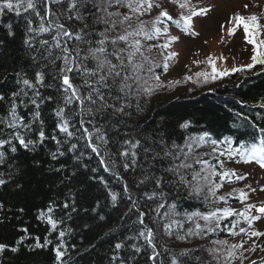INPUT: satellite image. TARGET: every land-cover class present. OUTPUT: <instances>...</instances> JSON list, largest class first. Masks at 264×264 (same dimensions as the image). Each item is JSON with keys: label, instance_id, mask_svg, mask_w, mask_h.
<instances>
[{"label": "trees", "instance_id": "trees-1", "mask_svg": "<svg viewBox=\"0 0 264 264\" xmlns=\"http://www.w3.org/2000/svg\"><path fill=\"white\" fill-rule=\"evenodd\" d=\"M50 7L52 14L48 15L38 0L37 10L44 17L43 21L33 10L19 14L6 10L0 14V96L3 97L0 99V140L9 141L0 146V151L5 153L0 160V179L5 180L0 185V244L6 245L0 251V264H171L173 255L183 264H211L207 262L208 252H204L202 246L182 245L177 241L186 236L185 231L195 227V219L189 220L186 214L196 211L206 214L226 207L224 201L210 193L194 191L192 177L202 166L199 161H206L212 167H217L219 161L194 149L189 152V141L204 131L219 138L225 132L239 136L237 130L231 129L234 125H242L234 113H244L243 107L236 99L222 96L232 94L244 104H264V65H256L243 73H229L228 79L212 90L192 92L183 89L175 97L138 91L134 84L133 94L121 101L130 105L123 113H116L112 108L88 113L86 109L82 111L76 101L66 103L67 93L58 71L62 61L56 59L60 49L54 47L53 41L57 30L53 27L49 32L37 35L29 29L39 28L42 22L46 26L50 21L65 24L73 36L61 37L62 44L65 41L69 47L79 44L83 55L88 45L76 41L74 35L79 33L95 47V42L101 38L99 33L107 26L95 23L92 14H104L96 12L91 0L87 10L81 9L83 20L68 19L72 13L66 10V2L53 3ZM117 33L120 31H110L108 35ZM30 38L31 43L26 44ZM40 40H47L49 44L42 46ZM137 58L140 62L143 57L138 55ZM84 63L93 66L91 61ZM144 65L140 75L147 81L148 66ZM162 70L159 67L156 73ZM36 72L44 73L42 84L35 81ZM70 76L74 83H81L77 71ZM23 79L30 80L35 87L24 85ZM144 86L141 88L146 89V84ZM13 93H16L15 97ZM117 95L123 94L113 89L112 97ZM13 103L17 105L18 115L23 117L16 128L8 126ZM108 103L119 106L120 102L108 98ZM60 108L64 109V118L69 121V131L74 133L71 137L59 130L61 118L56 112ZM246 111L247 115L253 114L251 110ZM257 112L261 113V110ZM185 122L188 127H181ZM84 128L93 133L91 142ZM96 128L106 135L107 144L97 139ZM41 131L43 138L39 136ZM17 132L34 143L27 148L20 145L14 135ZM247 136L252 137V133ZM124 140L141 142L136 149L135 163L130 156L119 155ZM73 144L76 145L74 149ZM91 145H96L98 151L94 152ZM165 150L171 155L165 157ZM185 152L190 154L189 161ZM184 162L191 167L180 168L179 174L166 171ZM125 163L128 168L124 167ZM179 175H183L186 182H181ZM210 178L208 188L215 182L212 176ZM157 179L162 181L159 186ZM153 191L158 193L153 199L145 196ZM161 192L163 196L159 195ZM112 193L117 194L116 201L112 200ZM222 193L217 191V196L229 192ZM236 199L230 196L226 201L230 204ZM158 204L165 207L156 211ZM173 204L175 209H171ZM140 213H144L143 224L139 222ZM178 213L183 217L176 219ZM49 216L56 221L55 227L49 222ZM163 218L171 226L166 227L167 233L173 236L169 240L162 233ZM234 219L227 218L219 229L202 232L200 238L231 239L228 228ZM202 222L205 223L201 219V225ZM146 229L152 231L151 243L139 236ZM37 241L41 247L36 246ZM117 243L123 246L116 249ZM13 248L17 250L12 251ZM57 249L64 253L59 261ZM184 250H187V256H180ZM233 261L232 264H240L239 260Z\"/></svg>", "mask_w": 264, "mask_h": 264}, {"label": "snow or ice", "instance_id": "snow-or-ice-1", "mask_svg": "<svg viewBox=\"0 0 264 264\" xmlns=\"http://www.w3.org/2000/svg\"><path fill=\"white\" fill-rule=\"evenodd\" d=\"M40 3L44 6L45 13L51 15V7L50 5L62 4L64 2L67 3V11L71 12L72 15L68 17L69 20H83L84 16L81 9L87 10L89 0H39ZM179 2V0H176ZM38 0H0V14L7 11H14L19 14L21 11L27 12L28 10H33L37 16L41 17V21H43L44 17L41 16L40 11L37 10ZM92 7L96 9L97 13H103L104 15H96L93 13L94 22L95 23H103L107 27L101 33L100 39L95 42L96 46H92V41L85 40L82 35L76 33L74 38L76 41L81 43H85L88 45L86 53L81 55L82 49L77 44L74 47H69L67 42L65 41L63 44L61 42V37H71L73 33L69 28L62 23H56L54 21H50L49 25H45L43 22L40 24L37 29H29V31L36 32L37 35L41 33L49 32L53 27L57 30L56 36L53 37L54 47L60 49V55L56 57L57 60L62 61V65L58 70L61 74L62 86L64 87V91L67 93L65 96V100L67 104H72L73 101L79 103L81 110H87L88 113H92L95 111H102L108 108H112L116 113H123L125 108L130 106L124 101L126 97L132 95L133 85H137V90L143 85L140 83L142 77L140 73L144 70V63L138 62L136 60L137 55L143 57V45L142 39L144 40H152L154 38L158 39L161 34H168L167 27L158 26L161 23V17H166L169 21H173L177 25V27H183L185 32H188L192 27V17L198 15H204L208 9L200 8L198 11L195 9V6L191 5L190 0H183V2H179V7L181 9H190V15H181V19L183 20V25H181L180 20H174L171 15L165 10L161 11L157 17L152 21L151 30H146L145 22L139 19L145 13L150 12L153 7H159V5H154L153 0H91ZM115 7L116 11H109V9ZM125 8L127 12H121L119 9ZM133 16L137 17L138 24L135 28L132 27L131 23H129ZM233 27L228 29V34L233 35L237 28L243 27L244 31V39L250 45H252V56L251 63L244 65V68L251 69L256 65H264V38H261L262 33H264V25H261L259 22V17L255 14L249 16H243L237 13L234 17H232ZM31 24V21H29ZM127 25V27H124ZM120 26L123 28V31L117 33L115 36H110L108 33L110 31H115V29ZM10 27V26H9ZM88 27L87 24L84 26ZM81 32L84 29L80 30ZM195 35L196 33H192ZM31 39L26 40V44L31 43ZM176 36H168L167 41L162 45H156V47H160L162 49H168L172 41L177 40ZM40 44L42 46H47L49 41L40 40ZM123 44L124 47H120L119 45ZM109 46H111V51H109ZM48 55H52L51 50L48 51ZM177 55L175 52H169L165 57V63L163 65L164 70L167 71L168 64L167 60L174 58ZM35 59V58H34ZM147 57H144V60H147ZM85 61H91L93 66L88 67ZM55 63V61H53ZM196 63H199L196 61ZM209 63L212 64L213 75L211 79H217L220 76L228 75L227 71L217 72L214 62L211 58H209ZM77 71L81 77V83L76 84L73 82V78L70 76V73L73 71ZM244 69H232L231 71H243ZM147 71L152 73V67H148ZM196 75L198 77H203L205 81L209 79V74L205 72H197ZM155 80H159L158 76L153 77ZM187 79H191V77H187ZM35 81L38 83H43L44 81V73L36 72L35 73ZM22 83L29 87H35V84L28 79H23ZM147 83V81H144ZM159 86V85H157ZM84 89V91H82ZM117 89L119 93L123 95H117L112 97V90ZM144 91L151 93L152 88H146ZM39 95V93H36ZM16 96V93H13V97ZM108 98H113L119 103V106L116 104H109ZM0 99H3L0 96ZM33 104L36 103L35 100L32 101ZM94 108V106H97ZM264 107V104L261 105ZM17 105L15 103L12 104L10 109L11 122L9 123V127L16 128L17 123L22 122L23 117L19 116L16 111ZM38 116L39 113L37 112ZM57 117L61 118V122L58 124L59 130L65 133L67 136L71 137L74 135L73 132L69 131L70 124L67 119L64 118V109L60 108L56 112ZM84 121L81 120V124ZM26 127V125H25ZM181 127H188V123L185 122ZM84 133L88 136L89 141L91 142V138L93 133H90L87 128L83 129ZM260 136L257 140L252 142L250 145L245 146L241 143L239 148L233 149L231 145L234 143L232 138L226 137L225 142L229 145V150L227 155L229 158L234 156H238L240 158V162L243 163H251L256 162L260 165L261 168H264V129H260ZM95 134L97 139L101 140L104 144L108 143L106 135L101 132L99 128L95 129ZM15 139H17L20 145L27 148L30 144H33L32 140H25L24 136L19 132L15 133ZM41 138L44 137V132L41 131L39 133ZM200 142H206L205 136H201L198 138ZM9 143L6 140H0V146ZM163 143V142H162ZM211 143L213 145L217 144L218 141L212 140ZM141 142L140 140H124L122 142L121 148L122 150L119 152V155L122 157H131L132 162L135 163V157L137 156L136 149L139 148ZM127 145V147H124ZM94 152L98 151L96 145H91ZM173 148L176 147L175 144L172 145ZM72 148H76V145L73 144ZM15 147L12 148L14 152ZM147 152L148 149H145ZM189 151H191V147L189 146ZM159 155V154H158ZM171 152L168 150L164 151V156H170ZM5 153L0 151V160L3 159ZM103 163V161H102ZM201 164H206V161H199ZM221 168H223V161L220 162ZM125 168H128L129 165L127 163L124 164ZM191 165L186 163H181L180 165H174L171 168H168L166 171L175 172L179 174L180 168H190ZM197 175H193L192 179L196 180ZM212 175H219L221 179L227 178L229 182H231L232 177H235L237 180L243 179V176H240L236 173L235 169H227L223 170L219 173L213 169ZM207 179V177H205ZM179 180L181 182H186L185 177L183 175H179ZM161 179L156 180V185L159 186L161 184ZM5 180L0 179V185L4 184ZM223 187L221 183L213 182L211 187L208 188L209 193L216 197L220 201L227 200L228 197L232 196L233 192L239 191V200L244 203L249 200V195L243 189L236 190L233 189L232 192L227 193L226 195L217 196V190ZM196 193H199L201 189L196 187L194 189ZM264 191V189H262ZM158 193L153 191L151 194L145 193L149 199H153L156 197ZM160 196H163V193H159ZM117 194L112 193V200L116 201ZM135 203H133V207H135ZM67 207V205H65ZM164 204H158L156 211L164 208ZM171 209H175V205L171 206ZM49 212L52 211L51 208L48 209ZM43 216L44 213H41ZM167 215V213H165ZM188 215V219L192 220L195 217H199L205 223L201 225L200 223L195 224L194 229H189V235H200L202 232H214L221 227L222 221L226 220L229 217L238 216L241 217L247 224V228L240 227L239 231H236V227L239 224V220H234L231 222V226L228 228V231L232 235H240L244 234L251 239L253 237L260 238L264 237V231L258 230L254 227V222L264 221V202H262L259 206L253 203H244L242 210H237L233 207H223L216 208L214 211H209L205 213H192L186 214ZM143 216L144 213H140L139 222L143 224ZM49 222L55 227L56 221H53L51 217H48ZM170 227V226H169ZM61 236L64 235L63 232L60 233ZM139 236L145 237L148 240V243H151L150 237L152 236L151 229H146V231H141ZM183 239V237H180ZM247 241L242 240L240 243H235L229 245L226 240L215 241L214 243L218 245H226V249L215 248L210 251H214L220 253L224 251L225 254V264H232L233 260H239L240 264H243L244 260L247 257L244 256V252H255L259 249L261 252H264V244H258L256 240L252 241V244L249 248L244 249V243ZM37 247H41L39 241H37ZM123 245L121 243H117L115 245L116 249H120ZM133 247H136L133 245ZM6 248V245L0 244V251H3ZM16 248H13L12 251H16ZM139 251V249H136ZM239 250V251H238ZM187 250H184L180 253V256H187ZM64 253L57 249L56 258L59 261L61 256ZM115 259V257H113ZM171 264H183V261L176 255L171 257ZM250 264H257L256 261H250ZM260 264H264V260L260 261Z\"/></svg>", "mask_w": 264, "mask_h": 264}, {"label": "rangeland", "instance_id": "rangeland-1", "mask_svg": "<svg viewBox=\"0 0 264 264\" xmlns=\"http://www.w3.org/2000/svg\"><path fill=\"white\" fill-rule=\"evenodd\" d=\"M153 2L154 5H159L160 3L159 1L155 0H153ZM210 2L215 3V8L207 17L197 21L199 35L197 34L195 37H178L177 40L171 42L168 49H162L160 47H156V45L164 44L167 41V37L169 35L175 36V33H173L174 35L169 32L166 35L161 34L158 39H142L143 58L140 62L145 63L148 67H152V73L148 74L147 83H144V78H142L140 82L143 87H145L144 84H146L147 88H149L151 85L152 88H156V92L154 91V93H157L158 95L162 94L164 96L169 95L171 97H175L178 93H181L183 89L190 90L192 92H205L209 91L210 89L212 90V87H219L222 84V80L225 78L228 79L227 76H229V73L233 72L231 70L234 68H243L244 70L240 71L241 73L251 70L244 68V65L251 63L252 50L249 51L248 49V43L244 39L245 34L243 29L239 30L237 34L232 37L228 34V29L233 27L232 17H234L237 13L242 14L243 16L255 14L259 17L260 24L264 25V0H210ZM169 3L171 4L170 1ZM119 10L121 12H127V9L125 8H120ZM110 11H116V8L113 7L110 9ZM161 11L162 8L160 6L157 8L155 7L150 12L145 13L139 18L145 22L146 30H151L152 21L159 15ZM129 23H131L133 28H135L138 24L137 17L133 16ZM158 26L162 28L165 27L162 24H159ZM124 27H127V25H124ZM115 30L122 32L123 28L119 27ZM262 36H264V33H262ZM120 45L125 46L123 44ZM169 52H175L177 55L174 58L167 60L168 68L167 71H165L163 65L165 63V57ZM144 57H147L148 59L144 60ZM209 58H211L214 62L218 73L227 71L228 75L220 76L214 80L211 79L213 71L212 64L209 63ZM136 60L138 61L137 57ZM196 61L199 63H196ZM159 67L163 68L164 71L162 70L161 73H156V69ZM197 72L208 73L209 79L205 81L203 77H198L196 75ZM154 76H158L159 80H155L153 78ZM187 77H191V79H187ZM140 90L144 91L143 88H140ZM191 144L195 146L197 153L211 154L208 152H212L211 155L220 156L215 150V145L209 141L202 143L198 138H194L192 139ZM186 155H188L187 160L189 161L190 154H186L185 152V156ZM221 161H223V165L225 167L232 165L231 163L225 161L223 157H221L220 162ZM245 167L252 175H258L259 181L262 183V187L255 190V188L250 184L249 186L245 185L242 189L244 191L247 190L249 194L254 192L257 196L255 201L264 202V191H262V189H264V171L254 163H250ZM181 169L183 170L184 168ZM196 174L198 175L197 179L195 180V187H199L201 189V193L204 191L209 193L207 188L209 186V179H211L210 176L217 179L221 178L219 175H212L211 165L208 162L206 164H202L201 168L198 169ZM196 174L193 173V175ZM205 177H207V179H205ZM221 184L223 187L217 191L232 192L233 189H237L240 186H235L233 183L228 184L226 182ZM182 217L183 216L180 213L175 216L176 219ZM258 227L264 231V221L258 222ZM162 229V233L166 235L167 240L173 237L167 233V228L163 227ZM185 232L187 234L189 233V231ZM187 234L185 236L186 238L184 236H182L183 239L179 237L177 240L178 244H198L202 246L204 252H208L206 255L207 262L211 264H225L226 253L224 251L220 253L210 251L211 249L215 248L226 249V245H218L214 243L215 241H219V239L212 240V238L208 239L206 237L201 239L196 235L188 236L189 234ZM259 239L261 240L257 241ZM259 239L255 237L248 239L247 236L240 237L236 235L235 237H232L226 241L229 245H231L245 240L247 242L244 243V249H247L251 246L253 240H256L258 244H264V241H262V239L264 240V237H260ZM244 256L247 257V259L244 260L243 264L245 262V264H247V262L250 260H258L259 258L263 257L264 252H261L259 249H257L255 252L245 251ZM232 263H234V261H232Z\"/></svg>", "mask_w": 264, "mask_h": 264}, {"label": "bare ground", "instance_id": "bare-ground-1", "mask_svg": "<svg viewBox=\"0 0 264 264\" xmlns=\"http://www.w3.org/2000/svg\"><path fill=\"white\" fill-rule=\"evenodd\" d=\"M152 91H156V88H152ZM209 209V208H208ZM208 209H205L204 211H208ZM197 212V211H196ZM196 212H194V213H196ZM199 213H201V212H199ZM203 213V212H202ZM192 214V213H191ZM195 219V221H194V223L196 224V223H200L201 224V219L199 218V217H195L194 218ZM162 223H163V227L164 228H166V227H169L170 225L166 222V220H165V218H163V221H162ZM203 223V222H202ZM204 224V223H203ZM202 224V225H203ZM162 227V228H163ZM170 228H171V226H170ZM190 228V227H189ZM195 227H192V228H190V229H194ZM198 237H201L202 235L200 234V235H197ZM162 239L164 240V238L162 237ZM162 240V241H163ZM165 241V240H164Z\"/></svg>", "mask_w": 264, "mask_h": 264}]
</instances>
